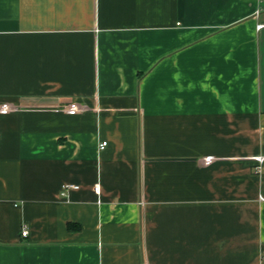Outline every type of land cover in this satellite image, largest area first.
<instances>
[{
	"label": "crops",
	"instance_id": "1",
	"mask_svg": "<svg viewBox=\"0 0 264 264\" xmlns=\"http://www.w3.org/2000/svg\"><path fill=\"white\" fill-rule=\"evenodd\" d=\"M0 132V264H264V0H0Z\"/></svg>",
	"mask_w": 264,
	"mask_h": 264
},
{
	"label": "built area",
	"instance_id": "2",
	"mask_svg": "<svg viewBox=\"0 0 264 264\" xmlns=\"http://www.w3.org/2000/svg\"><path fill=\"white\" fill-rule=\"evenodd\" d=\"M0 136H1V132H0ZM107 142H108V141H106V140L102 141L101 144H100V147H101V148H104V147L107 145ZM79 187H80V186H79L78 184L65 183V184L63 185V187H62V192H61V193H62V195L64 196V195H67V193H68V191H69L70 189H76V188H79ZM95 189H96V191H99V190H100V187H99L98 184L95 185ZM22 234H23V235H27V234H28V229H27V228L23 229Z\"/></svg>",
	"mask_w": 264,
	"mask_h": 264
}]
</instances>
